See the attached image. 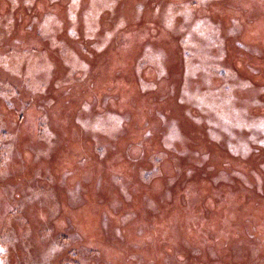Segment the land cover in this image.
<instances>
[{"label": "rangeland", "instance_id": "374dc122", "mask_svg": "<svg viewBox=\"0 0 264 264\" xmlns=\"http://www.w3.org/2000/svg\"><path fill=\"white\" fill-rule=\"evenodd\" d=\"M0 264H264V0H0Z\"/></svg>", "mask_w": 264, "mask_h": 264}]
</instances>
